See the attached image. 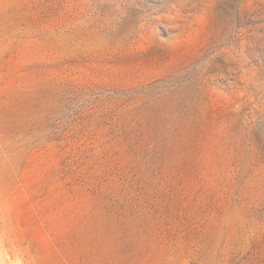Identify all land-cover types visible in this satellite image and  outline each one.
Returning a JSON list of instances; mask_svg holds the SVG:
<instances>
[{
  "label": "rangeland",
  "instance_id": "rangeland-1",
  "mask_svg": "<svg viewBox=\"0 0 264 264\" xmlns=\"http://www.w3.org/2000/svg\"><path fill=\"white\" fill-rule=\"evenodd\" d=\"M0 264H264V0H0Z\"/></svg>",
  "mask_w": 264,
  "mask_h": 264
}]
</instances>
